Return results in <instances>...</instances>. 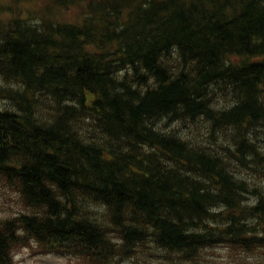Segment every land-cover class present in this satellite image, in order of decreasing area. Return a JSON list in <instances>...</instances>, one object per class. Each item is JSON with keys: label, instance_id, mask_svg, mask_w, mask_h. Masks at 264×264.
I'll use <instances>...</instances> for the list:
<instances>
[{"label": "trees", "instance_id": "16d2710c", "mask_svg": "<svg viewBox=\"0 0 264 264\" xmlns=\"http://www.w3.org/2000/svg\"><path fill=\"white\" fill-rule=\"evenodd\" d=\"M9 1L0 71L18 82L2 77L0 94L28 85L27 102L52 98L72 134L49 140L60 126L39 129L26 101L0 100V264L25 245L66 264L262 254L264 0ZM30 125L39 159L15 143Z\"/></svg>", "mask_w": 264, "mask_h": 264}, {"label": "bare ground", "instance_id": "6f19581e", "mask_svg": "<svg viewBox=\"0 0 264 264\" xmlns=\"http://www.w3.org/2000/svg\"><path fill=\"white\" fill-rule=\"evenodd\" d=\"M248 7V6H247ZM256 7V6H255ZM253 12V11H252ZM244 13H245V11H244ZM247 13V12H246ZM249 14V13H248ZM261 14V13H260ZM235 20V19H234ZM250 21V20H249ZM250 23V22H249ZM252 23H253V21H252ZM55 25V24H54ZM253 25V24H252ZM239 29H241V28H239ZM123 30V29H122ZM187 36V35H186ZM225 36V35H224ZM178 41H179V39H178ZM7 44V43H6ZM186 45V44H185ZM184 45V46H185ZM191 48V47H190ZM197 51V50H196ZM195 51V52H196ZM66 52V51H65ZM206 60H208V59H206ZM204 61V60H203ZM115 62V61H114ZM144 62V61H143ZM145 63V62H144ZM133 68V67H132ZM2 77H5V78H7V80H8V77H6V76H4V74H3V72L2 71H0V82H1V80L3 81V78ZM177 77V76H176ZM180 78V77H179ZM8 81H10V82H18V77H13L12 76V79H9ZM4 82H6L5 80H4ZM14 82V83H15ZM9 83V82H8ZM172 83V82H171ZM5 84V83H4ZM240 84V83H239ZM20 85H22V86H24V85H26V84H24V83H21ZM123 85V84H122ZM124 86H125V84H124ZM128 86V85H127ZM183 86V85H182ZM173 87V86H172ZM184 87V86H183ZM26 90H28V93L26 94V92H25V90L24 89H21V90H19V91H17V90H14V89H8V91L6 92V94H4V95H2V94H0V100L1 99H3L4 100V102L6 103V104H8L9 105V102L10 101H12V103L10 104V105H19L20 104V110L22 111V103L23 104H25L24 102L27 100V96L29 95V94H31L32 92H33V90L34 89H32L31 87H29L28 85L27 86H25L24 87ZM110 88V87H109ZM173 89V88H172ZM112 90V89H111ZM126 90V89H125ZM134 91V90H133ZM170 92H171V90H170ZM122 93V92H121ZM129 93V92H128ZM173 93V92H172ZM7 94H10V96H6ZM163 94V93H162ZM40 95V94H39ZM135 95H144V90H142V89H139V91H137V94H135ZM118 97V96H117ZM168 97H169V95H168ZM167 97V98H168ZM174 97V96H173ZM126 98V97H125ZM151 98V97H150ZM39 99H40V102L37 100V99H33L32 101H26L27 102V106L29 107V110H30V112H31V114H33V117H34V121L35 120H37L36 122V125L38 126V128L39 129H41V128H44V127H58V126H60L57 130H55V131H57V133L58 134H51V133H49L48 131H46L47 133H48V135H47V138L50 140L51 138L52 139H56V140H59V139H63L64 137H59V135H61V134H65L64 136H67V135H70V134H72L71 133V131H70V128H69V125L68 124H65V121H64V119H63V116H62V110H60V108H57L56 110H52L51 111V109H49V101L51 102V99L52 98H47V100H45V102H44V99H43V102H42V99H41V96L39 97ZM124 99V98H123ZM142 99V98H141ZM197 101H199V100H197ZM193 102V101H192ZM2 103V102H1ZM0 103V104H1ZM200 103V102H199ZM9 105V106H10ZM30 105V106H29ZM45 106L46 108V110L48 111V112H50L52 115H53V117L52 116H49L48 114L49 113H47L44 109H43V106ZM50 105L52 106V103H50ZM182 105V104H181ZM194 105V104H193ZM198 105V104H197ZM3 106V105H2ZM5 106V105H4ZM199 106V105H198ZM204 106V105H203ZM143 107V106H142ZM200 107V106H199ZM53 109H54V106L52 107ZM193 108V107H192ZM203 108V107H202ZM208 108V107H207ZM3 109V108H2ZM140 109H141V107H140ZM198 109V108H197ZM225 110V109H224ZM130 112V111H129ZM134 113V112H133ZM117 114V113H116ZM115 114V115H116ZM146 114V113H145ZM132 115V114H131ZM59 116V117H58ZM177 116V115H176ZM45 117H46V121H45ZM133 117V116H132ZM194 117V116H193ZM109 118V117H108ZM174 118H176V117H174ZM10 120V119H9ZM171 120V119H170ZM13 121V120H12ZM27 121H25V123H26ZM46 122H48L47 124H46ZM122 125V124H121ZM146 127V126H145ZM149 127V126H148ZM16 128V127H15ZM36 126H33V125H30V127L29 128H27V131L26 132H24V133H26V135H28V136H24V138L23 139H21V138H16V141H15V143L16 144H20V143H22V144H20L19 146H18V149H19V151L21 152V155H24L23 156V158L25 157V158H27L28 157V152H30V151H32V153L35 155V156H37V158L39 159V157L41 156H43V152H44V149H43V147H41V146H39V147H36L35 145H34V143L33 142H30V141H28V139H29V137H35V136H41V134H40V130L38 129ZM125 128V127H124ZM145 129V128H144ZM38 131V133H37V135H32L31 133L32 132H35V131ZM224 130V129H223ZM207 131H209L208 129H207ZM226 131V130H225ZM220 132V131H219ZM219 132H218V129H216L215 130V132H213V134H215V135H217V134H219ZM222 132V131H221ZM220 132V133H221ZM14 133H16V132H14ZM55 133V132H54ZM16 134H18V133H16ZM21 134V135H20ZM221 134H223V133H221ZM18 135H20L21 137L23 136L22 135V133H19ZM220 135V134H219ZM19 136V137H20ZM59 137V138H58ZM223 137L225 138V135H223ZM214 138V137H213ZM215 138H216V136H215ZM222 138V137H221ZM77 139V138H76ZM75 139V140H76ZM226 139H228V137L226 138ZM231 139V138H230ZM75 140L73 139L72 140V142L74 143L75 142ZM132 140H136V139H132ZM163 140V139H162ZM221 141H223V140H221ZM30 143H31V145H30ZM78 142H76V144H77ZM75 144V143H74ZM74 144H72V143H69L68 145L70 146V147H73L74 146ZM231 144H232V142H231ZM88 146V145H87ZM81 147H82V144H81ZM91 147V146H90ZM17 148V147H16ZM60 148V147H59ZM61 149V148H60ZM83 149V148H82ZM90 149V148H89ZM81 150V149H80ZM85 150V149H84ZM19 152V153H20ZM92 152V151H91ZM18 156H20V155H18ZM66 156V155H65ZM94 156V155H93ZM92 156V157H93ZM29 157H30V155H29ZM28 157V158H29ZM32 157V156H31ZM91 157V156H90ZM89 157V158H90ZM65 158H67V156L65 157ZM30 159V158H29ZM35 159V158H34ZM163 159H164V157H163ZM166 159V158H165ZM14 160V159H13ZM12 160V161H13ZM68 160H70V158L69 159H67V161ZM16 161V160H15ZM63 161V160H62ZM66 162V161H65ZM65 162H63V165H66V163ZM71 165V164H70ZM159 172H162V171H159ZM168 173V172H167ZM170 173V172H169ZM164 180V179H163ZM261 188V187H260ZM253 191V190H252ZM261 192V191H260ZM262 192H264V191H262ZM247 193V192H246ZM250 193V192H249ZM249 195V194H248ZM252 195V194H251ZM255 195H256V193H255ZM1 197H2V195H0ZM253 196V195H252ZM255 197H257V196H255ZM225 198V197H224ZM227 198V197H226ZM252 199H253V197H251ZM0 200H2V199H0ZM248 200V199H247ZM170 203V202H169ZM193 204V203H192ZM217 210L219 209V211L222 209V207H221V205H218L217 206V208H216ZM200 210V209H199ZM205 210V209H204ZM203 210V211H204ZM196 211H198V210H196ZM190 212V211H189ZM200 212V211H199ZM214 212V211H213ZM198 213V212H197ZM255 213V212H254ZM159 214V213H158ZM262 214V213H261ZM104 215H106V214H104ZM263 215V214H262ZM232 217V216H231ZM258 217V216H257ZM106 218V217H105ZM183 218H184V216H183ZM98 219V218H97ZM109 218L107 217V219L106 220H108ZM184 219H186V220H184L186 223H188L189 225H191V221H188V219L187 218H184ZM225 219V218H224ZM224 219H221L222 220V222L223 223H225L224 222ZM256 219V218H255ZM259 219V218H258ZM99 220V219H98ZM100 221V220H99ZM105 221V220H104ZM109 221V220H108ZM95 223H96V221H94ZM102 222V221H101ZM169 222V221H168ZM229 221H227V223H228ZM260 222V221H259ZM222 223V224H223ZM227 223L225 224V227L227 226ZM67 225V224H66ZM97 226H100L99 224H96ZM230 227V226H229ZM202 228V227H201ZM254 228H255V226H254ZM257 229V228H256ZM245 230L246 229H244L243 230V228L242 229H240V234L239 235H242L243 234V232H245ZM250 230V231H249ZM248 231H246V232H248L249 234L247 235V237H245V238H249V239H251V238H253L254 237V235L256 234V230H254V229H249ZM258 230H259V228H258ZM257 230V231H258ZM122 232V231H121ZM120 231H117L116 230V234L118 233H121ZM259 232H260V230H259ZM262 233V232H261ZM111 234L112 235H115L114 234V232H111ZM213 234V233H212ZM220 234V233H219ZM245 235V234H244ZM213 236H215V235H213ZM237 236V235H236ZM217 239V238H216ZM221 240V239H220ZM253 241V240H252ZM203 243V242H202ZM222 243H223V241H222ZM257 243V242H256ZM214 244V243H213ZM220 244H221V242H220ZM226 244V243H225ZM224 244V245H225ZM250 244H251V242H250ZM256 245V244H255ZM207 246V245H206ZM219 246V245H218ZM221 246V245H220ZM76 247V246H75ZM210 247V246H209ZM227 247V246H226ZM255 247V246H254ZM74 248V247H73ZM77 248V247H76ZM199 248V247H198ZM229 248H230V246H229ZM258 248H259V245H258ZM206 249V248H205ZM210 249V248H209ZM228 249V248H227ZM238 249V248H237ZM237 249H235V251L234 252H236V250ZM263 249V248H262ZM240 250V249H239ZM248 250V249H247ZM246 250V251H247ZM256 250V248H254V251ZM258 250V249H257ZM261 250V249H260ZM77 251V250H76ZM137 251V250H136ZM198 251V250H197ZM230 251V250H229ZM233 251V250H232ZM251 251H253V250H251ZM259 251V250H258ZM70 252V251H69ZM78 252V251H77ZM207 252V251H206ZM231 252V251H230ZM233 252V253H234ZM248 252V251H247ZM264 252V251H263ZM142 253V252H141ZM227 253H228V251H227ZM258 253V252H257ZM261 253V252H260ZM72 254V253H71ZM216 254V252H212V254L210 255L211 256V258L214 260V255ZM230 254V253H229ZM238 254H239V252H238ZM142 255V254H141ZM144 255V254H143ZM156 255V254H155ZM236 256H237V254H235ZM75 256H76V254H75ZM154 256V255H153ZM152 256V257H153ZM201 256H204V255H201ZM231 256H233V254L231 255ZM189 257V256H188ZM205 257V256H204ZM75 258V257H74ZM261 258L263 259V255L261 256ZM131 259V258H130ZM156 259H158V258H156ZM190 259V258H189ZM139 259L137 258V261H138ZM160 260V259H159ZM134 261H136V260H134ZM141 261H143V262H141V263H139V264H151V263H153V262H155L153 259H151V257H149V256H147L146 258H142V260ZM132 262V261H131ZM130 263V262H129ZM132 264V263H131ZM138 264V263H137Z\"/></svg>", "mask_w": 264, "mask_h": 264}, {"label": "rangeland", "instance_id": "374dc122", "mask_svg": "<svg viewBox=\"0 0 264 264\" xmlns=\"http://www.w3.org/2000/svg\"><path fill=\"white\" fill-rule=\"evenodd\" d=\"M26 1L27 0H24V2L20 3V5H24ZM0 2H3L4 4H6L8 3V0H0ZM74 14L76 13L70 10V16L73 17ZM3 205L4 203L1 204L0 206H3ZM3 210H0V215H3ZM5 213H8V211H5ZM221 256H225V257H221ZM226 256H227L226 251H221L219 253L216 252V254L214 255V261L218 259L219 264H228L229 262L228 260L230 259V257L228 256L227 258ZM261 256L262 254L253 253L248 256L250 257V259H248L249 260L248 262H252L254 259L255 261H262L260 259ZM15 260H16V264H64L66 261V258L63 255H60L57 253L36 254V253H32L31 250L29 249H24L17 255V258H15Z\"/></svg>", "mask_w": 264, "mask_h": 264}]
</instances>
